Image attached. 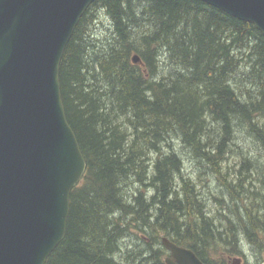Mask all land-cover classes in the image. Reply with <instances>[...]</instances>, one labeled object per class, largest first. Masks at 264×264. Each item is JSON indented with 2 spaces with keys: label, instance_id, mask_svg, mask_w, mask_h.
<instances>
[{
  "label": "trees",
  "instance_id": "1",
  "mask_svg": "<svg viewBox=\"0 0 264 264\" xmlns=\"http://www.w3.org/2000/svg\"><path fill=\"white\" fill-rule=\"evenodd\" d=\"M60 83L87 170L46 264H166L164 238L205 264H250L246 246L264 254V35L253 24L200 0H95ZM244 131L258 157L234 151ZM174 143L219 181L215 195Z\"/></svg>",
  "mask_w": 264,
  "mask_h": 264
},
{
  "label": "water",
  "instance_id": "2",
  "mask_svg": "<svg viewBox=\"0 0 264 264\" xmlns=\"http://www.w3.org/2000/svg\"><path fill=\"white\" fill-rule=\"evenodd\" d=\"M94 1L0 0V264H46L66 236L87 162L66 116L60 67ZM200 1L264 35V0ZM163 245L166 264H205L192 249Z\"/></svg>",
  "mask_w": 264,
  "mask_h": 264
},
{
  "label": "rangeland",
  "instance_id": "3",
  "mask_svg": "<svg viewBox=\"0 0 264 264\" xmlns=\"http://www.w3.org/2000/svg\"><path fill=\"white\" fill-rule=\"evenodd\" d=\"M236 137H237L236 147L234 148V151L238 152V149H243V151L246 153H249L250 156L253 157L255 155L258 157V155L260 154L259 146L252 139L251 136L247 135L246 132L244 131V133H241V134L238 133V135ZM174 146H175V149L177 152H179L178 150H180L182 155H185L183 157L185 160V172H186V174L193 176L197 181H200V183H202L205 186L204 191L206 192L205 193L206 196L213 195V194L215 195L216 190H214V189L219 188V185H221L219 183V181H217V179L213 177L212 173L209 172V170L205 166H203L202 164H198L193 159L192 155L187 150L183 149V147L181 148V144L174 143ZM230 158L231 159L229 160L228 164L231 163L233 165L235 162H238L236 154H231ZM261 162H263V160H261ZM209 187H212L211 191L208 190ZM211 198H212V196H210V199ZM210 206H211V209H213L214 211H217L219 204L216 202V200L211 199ZM133 237H135V235H133ZM131 242L132 241L129 240L127 242V246L130 247L133 244V242H132V244H131ZM245 251L248 254V256H250V258L252 260L250 262V264H264V254L261 256H260V254H258L259 258L254 257L255 256L254 251L250 246L249 247L246 246ZM243 264H245V263L243 262Z\"/></svg>",
  "mask_w": 264,
  "mask_h": 264
},
{
  "label": "flooded vegetation",
  "instance_id": "4",
  "mask_svg": "<svg viewBox=\"0 0 264 264\" xmlns=\"http://www.w3.org/2000/svg\"><path fill=\"white\" fill-rule=\"evenodd\" d=\"M243 261H244V260L242 259V261H241V263H240V264H243Z\"/></svg>",
  "mask_w": 264,
  "mask_h": 264
}]
</instances>
